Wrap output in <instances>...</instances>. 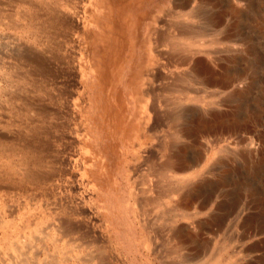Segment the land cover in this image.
I'll return each mask as SVG.
<instances>
[{"label":"rangeland","instance_id":"1","mask_svg":"<svg viewBox=\"0 0 264 264\" xmlns=\"http://www.w3.org/2000/svg\"><path fill=\"white\" fill-rule=\"evenodd\" d=\"M0 264H264V0H0Z\"/></svg>","mask_w":264,"mask_h":264},{"label":"bare ground","instance_id":"2","mask_svg":"<svg viewBox=\"0 0 264 264\" xmlns=\"http://www.w3.org/2000/svg\"><path fill=\"white\" fill-rule=\"evenodd\" d=\"M38 1H39V0H38ZM67 1H68V0H67ZM137 1H139V0H137ZM142 1H143V0H142ZM62 2H63V1H62ZM50 3H51V2H50ZM52 3H53V2H52ZM54 3H55V2H54ZM54 3H53V4H54ZM48 4H49V3H48ZM60 4H61V3H60ZM62 4H63V3H62ZM99 4H100V3H99ZM103 6H104V5H103ZM103 6H102V7H103ZM33 10H34V9H33ZM59 10H60V9H59ZM66 10H67V9H66ZM32 12H33V11H32ZM36 12H37V11H36ZM33 13H34V12H33ZM33 13H32V14H33ZM39 15H40V14H39ZM54 15H55V14H54ZM33 16H34V15H33ZM93 16H94V15H93ZM27 17H28V15H27ZM41 17H42V16H41ZM128 17H129V16H128ZM52 18H53V17H52ZM70 18H71V17H70ZM39 19H40V18H39ZM58 19H59V18H58ZM25 20H26V19H25ZM35 20H36V19H35ZM40 20H41V19H40ZM31 21H33V20H31ZM47 21H48V20H47ZM64 21H65V20H64ZM68 21H69V20H68ZM33 22H34V21H33ZM37 22H38V21H37ZM39 22H40V21H39ZM39 22H38V23H39ZM66 22H67V21H66ZM74 22H75V21H74ZM74 22H73V23H74ZM126 22H127V21H126ZM29 23H30V22H28V24H29ZM31 23H32V22H31ZM76 23H77V24L79 23L78 20H76ZM94 23H95V22H94ZM52 24H53V23H52ZM32 25H35V24H32ZM49 25H51V24H49ZM49 25H48V26H49ZM80 25H81V24H80ZM25 26H26V25H25ZM25 26H24V27H25ZM27 26H28V25H27ZM54 26H55V25H54ZM29 27H31V25H30ZM29 27H28V28H29ZM33 27H34V26H33ZM44 27H45V26H44ZM73 27H74V26H73ZM37 28H38V27H37ZM37 28H36V29H37ZM49 28H51V27H49ZM54 28H55V27H54ZM54 28H53V29H54ZM26 29H27V28H26ZM31 29H32V27H31ZM45 29L47 30V28H45ZM48 31H49V30H48ZM28 32H29V31H28ZM34 32H35V31H34ZM42 32H43V31H42ZM36 33H37V32H36ZM94 33H95V32H94ZM34 34H35V33H34ZM37 34H38V33H37ZM48 34H49V33H48ZM30 35H31V34H30ZM51 35H52V34H51ZM32 36H33V35H32ZM54 36H55V35H54ZM183 37L185 38V36H183ZM44 38H45V37H44ZM51 38H52V37H51ZM53 38H54V37H53ZM49 39H50V38H49ZM189 39H192V37L187 38V40H189ZM189 41H190V40H189ZM91 46H92V45H91ZM91 52H92V51H91ZM90 59H92V57H91ZM93 60H94V59H93ZM94 64H96V63H94ZM94 64H93V65H94ZM91 66H92V65H91ZM95 66H96V65H95ZM95 66H94V67H95ZM87 70H88V69H87ZM89 71H90V70H89ZM85 72H86V71H85ZM86 73H87V72H86ZM87 74H88V73H87ZM29 76H30V75H29ZM27 78H28V77H27ZM114 81H115V80H114ZM83 86H84V85H83ZM147 94H148V93H147ZM154 104L156 105V103H154ZM154 107H155V106H154ZM151 108H152V107H151ZM149 109H150V107H149ZM149 109H148V110H149ZM154 111H156V110H154V108H153V112H154ZM155 113H156V112H155ZM152 114H153V113H152ZM157 114H158V113H157ZM151 116H152V115H151ZM152 117H153V116H152ZM142 133H145V132L143 131ZM142 135H143V134H142ZM14 149H15V148H14ZM32 151H33V150H32ZM15 152H16V151H15ZM33 152L36 153V151H33ZM30 153H31V152H30ZM6 155H7V154H6ZM6 155H5V156H6ZM11 155H12L11 152H9V154H8V156H7V157H9V161H8V163H6V164L8 165V167H9L10 169L12 168L13 170H15L14 167H16V162H17L18 160L15 162V161L11 158ZM17 155H18V154H17ZM14 156H15V155H14ZM28 158H29V157H28ZM6 160H7V159H6ZM21 163H22V164L24 163V164L26 165V164L28 163V161L26 160L25 157L23 158V156H21V160L18 162V166H19ZM167 167H168V166H167ZM170 167H172V166L170 165ZM171 169H173V167H172ZM171 171H172V170H171ZM24 172H26V171H24ZM23 174H24V173H21V171H20V179H21V180H24V179H25V177H23V176H24ZM34 175H35V174H34ZM163 175H164V174H163ZM166 175H167V174H166ZM29 176H30V175H29ZM162 177H163V176H162ZM166 177H168V175H167ZM30 179H31V178H30ZM167 186H168V185H167ZM176 187H177V186H176ZM179 187H180V186H179ZM171 189H172V188H171ZM169 193H170V192H169ZM185 198H186V197H185Z\"/></svg>","mask_w":264,"mask_h":264}]
</instances>
